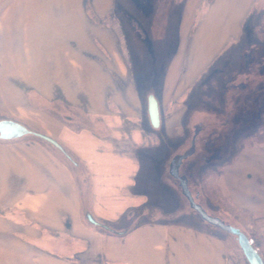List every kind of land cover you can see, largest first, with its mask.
Instances as JSON below:
<instances>
[{"label":"crops","instance_id":"crops-1","mask_svg":"<svg viewBox=\"0 0 264 264\" xmlns=\"http://www.w3.org/2000/svg\"><path fill=\"white\" fill-rule=\"evenodd\" d=\"M102 1L0 0V118L33 130L25 118L38 119L41 131L55 133L76 160L86 186L77 184L57 149L0 141V264H234L224 237L146 216L165 211L135 188L139 151L160 144L161 133L148 123L143 81L126 59L131 51L128 41L123 45L127 29L118 0ZM182 1L178 58L168 69L179 70L185 61L196 73L241 38L248 13L262 2ZM58 6L64 7L61 15ZM88 6L103 19H94ZM18 97L29 103L25 109L9 106ZM174 99L167 95L166 102ZM54 102L67 103L89 124L62 122L49 108ZM245 164L248 174L238 168ZM226 175L250 226L263 227L264 143L242 149ZM89 212L109 228L90 222Z\"/></svg>","mask_w":264,"mask_h":264},{"label":"rangeland","instance_id":"rangeland-1","mask_svg":"<svg viewBox=\"0 0 264 264\" xmlns=\"http://www.w3.org/2000/svg\"><path fill=\"white\" fill-rule=\"evenodd\" d=\"M131 1L138 2L140 6ZM144 3V0H118L117 6V13L125 19L127 29L123 45L124 41L130 45V58L128 56L126 59L132 64V73L137 80L143 81L146 105L149 95L154 93L159 100L161 113L159 127L155 128L151 120L148 121L149 125L161 133V143L139 151L141 171L135 188L148 194L149 204L160 205L166 212H161V216L153 213L146 216L184 222L220 235L226 240L227 254L232 262H243L244 254L236 236L207 222L190 206L179 179L170 174L169 166L176 154L192 147L194 140L195 151L183 160L180 173L187 176L196 201L208 213L240 227L249 236L258 233L264 237V226L259 229L250 226L247 220L249 213L236 206L230 194L233 190L231 185L228 186L232 179L226 175L227 169L234 165L242 149L264 143V0L258 3L252 13H248L241 38L232 41L198 73L195 65L185 68V61L179 70L168 69L179 50L183 1L155 0L154 6H145ZM61 9L64 7H57L60 15ZM87 11L96 20L103 19V15L93 13L90 6ZM127 11H130V16ZM136 11L141 12L146 21H140ZM261 65L262 70L259 69ZM149 88L154 91L150 93ZM167 95L169 99H175L171 103L168 100L166 102ZM8 104L13 109H25L29 103L26 100L21 102L18 97L15 105H11L12 101ZM49 108L64 123H71L77 128L89 124L84 114L74 111L67 103L54 102ZM25 120L35 130H44L38 119ZM50 136L55 137V133ZM13 141H38L55 151L57 149L62 153L56 152L60 159L75 174L77 184L82 183L86 189L85 184L80 182L82 174L77 170V162L66 149L70 157L32 133ZM238 168H244L242 174L249 172L247 164Z\"/></svg>","mask_w":264,"mask_h":264},{"label":"water","instance_id":"water-1","mask_svg":"<svg viewBox=\"0 0 264 264\" xmlns=\"http://www.w3.org/2000/svg\"><path fill=\"white\" fill-rule=\"evenodd\" d=\"M148 112L152 125L156 128L159 127L160 108H159L158 99L154 96V94L149 95ZM197 131L198 129H196V132ZM30 133L35 134L41 137L42 139L52 143L60 151H62L68 157H70L67 154L65 147L62 145V143L57 139H55L54 137L43 132L35 131L18 120L12 118L0 119L1 139H5V140L17 139L25 135H28ZM194 151L195 148H194V140H193V145L190 149H188L183 153H178L172 158L169 166L170 174H172L174 177L179 179V184L182 189V192L189 200L190 206L195 211H197L204 220L236 236L239 246L244 256L246 257L247 261L249 262V264H264V258L262 257L261 253L253 244L250 237L244 230H242L238 226L226 223L223 219H221L218 216L208 213V211L198 201H196L195 196L192 194L190 190L187 176L184 173H180V166L182 165L183 160L186 159L188 156H190ZM86 216L89 219V221L92 222L93 224L100 225L105 228H109L107 224L99 222L90 212L87 213Z\"/></svg>","mask_w":264,"mask_h":264},{"label":"trees","instance_id":"trees-1","mask_svg":"<svg viewBox=\"0 0 264 264\" xmlns=\"http://www.w3.org/2000/svg\"><path fill=\"white\" fill-rule=\"evenodd\" d=\"M146 12V10H145ZM262 26V25H261ZM216 87V85H214ZM0 140H3L0 138ZM242 139L240 138V141ZM74 159V158H73ZM75 160V159H74ZM76 161V160H75ZM101 222V221H100ZM103 223V222H101ZM249 236V235H248ZM251 241L253 242V244L256 246V248L259 250V252L261 253L262 257L264 258V237H262L260 234L258 233H254V235L249 236ZM229 256V255H228ZM231 259V258H230ZM232 260V259H231ZM243 262L245 264H249V262L247 261L246 257L243 255ZM243 262L239 261H235L234 264H242Z\"/></svg>","mask_w":264,"mask_h":264}]
</instances>
